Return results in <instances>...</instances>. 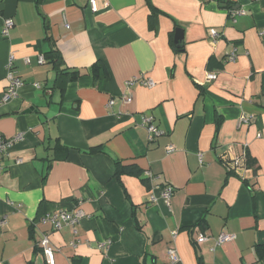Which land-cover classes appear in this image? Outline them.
<instances>
[{"label":"crops","instance_id":"0c3cea01","mask_svg":"<svg viewBox=\"0 0 264 264\" xmlns=\"http://www.w3.org/2000/svg\"><path fill=\"white\" fill-rule=\"evenodd\" d=\"M96 2L95 13L86 0H0V133H24L3 159L0 264H47L45 236L56 264H264V0ZM12 55L25 85L4 101ZM142 76L155 85L127 89ZM142 115L163 132L153 142ZM226 153L245 157L241 176ZM117 162L155 180L119 178ZM60 210L82 213L77 234L41 223ZM222 234L235 239L215 247Z\"/></svg>","mask_w":264,"mask_h":264},{"label":"built area","instance_id":"2783aa9c","mask_svg":"<svg viewBox=\"0 0 264 264\" xmlns=\"http://www.w3.org/2000/svg\"><path fill=\"white\" fill-rule=\"evenodd\" d=\"M88 5L90 6L92 12H98V5L96 0H86ZM231 15L233 18H237V16H245L247 12L244 9L240 10H231ZM14 27V21L11 18H6L3 20L2 24V36L7 38L9 36L10 30ZM221 34L216 30V29H211L210 30V39L213 43H216V41L220 38ZM239 53H238V48L233 47L232 51L228 55V60L231 62L236 61L238 58ZM13 61H14V56L12 55L10 58V62L7 67V80H8V89L7 92L3 98L4 101H10L13 97H15L18 93V90L22 88L25 85V82L17 77L15 73L12 70L13 67ZM41 63L44 62V59H41ZM216 79V75L214 74H209L208 75V80L213 81ZM136 84L145 86V87H153L155 85L154 81L151 78H144L142 77H135L133 79H130L127 81L126 86L127 89H131L134 87ZM37 88H41L40 84H36ZM122 100L124 102L130 103L132 102L133 98L130 94H124L121 96ZM114 100L110 101L108 106L111 107L114 105ZM253 121V117H244L241 119V122L249 125ZM142 126L148 131L149 135V140L150 142H153L155 139L158 137L162 136L163 132L161 129L156 125L155 123V118L150 115H142ZM24 133H19L17 134L13 139L7 140L5 139L2 134L0 133V177L3 172V159L4 156L8 150V148L17 141H20L23 139ZM175 148L174 147H169L168 152L172 153L174 152ZM223 164L229 171V173H235L241 176V171L246 169V159L245 157H230L229 154H225L222 157ZM146 177L149 180H155V177L151 175V173H147ZM173 188L172 187H167L164 189L161 193V198L168 202L170 198L173 195ZM151 201L155 202L157 201V197L155 195H151ZM82 213L79 212L78 210L74 212L66 211V210H60L57 212H48L46 215H44L41 218V223L44 225H50L55 231L62 230L66 226H70L73 228L74 233L77 234L76 227L80 223L82 219ZM6 224V219L0 218V226H5ZM235 239V236L231 235H226L222 234L216 241H215V247L221 246L224 243H227L229 241H233ZM208 241V238L206 236H200L199 239L197 240L198 244H203ZM111 242L107 243H102L99 247L105 248L107 244L109 245ZM40 246L42 249L43 254L45 255L46 262L47 264H56L55 261V251L53 246L51 245L50 239L45 236L42 241L40 242ZM72 246L74 247L75 244L72 243ZM214 250V248H213ZM169 254L171 256V259L173 263L179 261V257L177 255V252L174 249L169 250Z\"/></svg>","mask_w":264,"mask_h":264},{"label":"trees","instance_id":"16d2710c","mask_svg":"<svg viewBox=\"0 0 264 264\" xmlns=\"http://www.w3.org/2000/svg\"><path fill=\"white\" fill-rule=\"evenodd\" d=\"M225 4H227V3H225ZM232 8H233V6H232ZM53 53H54V51L52 52V54ZM55 54H56V52H55ZM56 58H58V57L53 58L54 63L57 62ZM99 66H100V64L97 63L93 67V72L97 75L96 77H98V73L100 72V69H101V66L100 67ZM60 75L61 76L62 75L68 76L70 80H77L80 77L79 72H77V71L72 72V71H69L68 69H62L60 71ZM123 175H130V176L142 178V180L144 181L145 184L149 183L148 179L143 178V171L138 166H136V165H123L122 163L117 162L116 163V176L120 178ZM257 253H258L260 260H263L264 259V245L257 247Z\"/></svg>","mask_w":264,"mask_h":264},{"label":"water","instance_id":"95a60500","mask_svg":"<svg viewBox=\"0 0 264 264\" xmlns=\"http://www.w3.org/2000/svg\"><path fill=\"white\" fill-rule=\"evenodd\" d=\"M176 44L177 46H183V31L182 30H177L176 31Z\"/></svg>","mask_w":264,"mask_h":264}]
</instances>
